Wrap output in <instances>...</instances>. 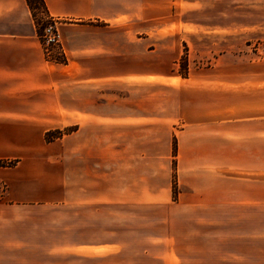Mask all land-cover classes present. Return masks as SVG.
Here are the masks:
<instances>
[{
	"label": "crops",
	"instance_id": "obj_1",
	"mask_svg": "<svg viewBox=\"0 0 264 264\" xmlns=\"http://www.w3.org/2000/svg\"><path fill=\"white\" fill-rule=\"evenodd\" d=\"M44 1L59 20L63 63L48 57L27 1L0 0V159L18 160L0 167V264H182L193 256L177 246L200 230L229 227L232 206L261 210L260 79L195 78L222 83L218 89L181 77L170 83L182 91L173 114L149 104L162 100L151 88L168 84L167 63L182 54L183 26L173 27L192 3ZM124 85L138 89L131 107L120 102L130 97L119 93ZM71 127L64 151L74 147L77 156L61 158L59 185L45 135Z\"/></svg>",
	"mask_w": 264,
	"mask_h": 264
},
{
	"label": "rangeland",
	"instance_id": "obj_2",
	"mask_svg": "<svg viewBox=\"0 0 264 264\" xmlns=\"http://www.w3.org/2000/svg\"><path fill=\"white\" fill-rule=\"evenodd\" d=\"M191 5L179 9L177 18L182 21L176 22L173 29H180L183 26L184 36L180 47L181 56L171 63H167L165 79L168 84L152 86L151 91L159 95L162 92V100L149 101L151 108L156 106L166 110V113L174 112L177 92H182L171 84H178L180 78L191 77V84L194 88L217 87L222 89L223 84H207L196 82L195 78L204 76L206 78H258L264 87V0H184ZM158 26V21L154 22ZM152 23V28H154ZM190 32V33H188ZM156 39H153V43ZM157 43V42H156ZM163 43L172 44L173 42ZM172 54V53H171ZM164 55L170 61L169 54ZM173 55V54H172ZM156 58V55H152ZM162 59V54H161ZM152 59V62H157ZM153 70V69H152ZM157 71V70H154ZM207 81V80H205ZM171 83V84H170ZM249 85H243L248 87ZM237 88L239 86H231ZM175 88V89H174ZM138 89L131 85H124L119 93L128 100L120 98L121 103L126 106L134 105L133 98ZM123 96V97H124ZM131 107V106H130ZM236 112V111H235ZM166 117V136L169 135L171 155L168 160L170 169V182L172 194L178 192L176 174L177 143L175 133L171 128L170 117ZM163 119V118H162ZM109 124V123H108ZM155 141L164 139L161 129L155 126ZM153 130H151L152 132ZM74 132V127L48 132L45 135L47 143H53L55 152L56 184L63 182V161L64 156H77L71 147V152L64 151V139ZM174 135V137H173ZM107 137L104 141V155L109 156L110 131L103 132ZM172 137V138H171ZM103 139V137H102ZM69 141L67 140L68 143ZM167 143V144H168ZM68 149V148H67ZM263 177L261 192V210L249 212L245 206H232L230 226L223 229L214 227L208 230H200L198 236L187 237L183 245L177 250L193 256L192 260L183 261L182 264H264V112H263ZM15 158L0 159V167L13 168L17 165ZM6 186L2 189L5 190ZM192 239V242L188 243ZM188 243V244H187ZM173 264H181L172 261Z\"/></svg>",
	"mask_w": 264,
	"mask_h": 264
},
{
	"label": "built area",
	"instance_id": "obj_3",
	"mask_svg": "<svg viewBox=\"0 0 264 264\" xmlns=\"http://www.w3.org/2000/svg\"><path fill=\"white\" fill-rule=\"evenodd\" d=\"M43 45L48 54V57L51 59L53 56H61L62 52L60 48L61 43V34L58 29L59 20L51 17L50 15H45L43 17ZM55 51L56 53H53Z\"/></svg>",
	"mask_w": 264,
	"mask_h": 264
},
{
	"label": "trees",
	"instance_id": "obj_4",
	"mask_svg": "<svg viewBox=\"0 0 264 264\" xmlns=\"http://www.w3.org/2000/svg\"><path fill=\"white\" fill-rule=\"evenodd\" d=\"M26 1L30 7L39 38L41 42L43 43V30H44L43 17L45 15L46 16L49 15L45 1L44 0H26ZM51 59L55 60L56 62H61V63L66 61V59L63 56L62 57L53 56L51 57Z\"/></svg>",
	"mask_w": 264,
	"mask_h": 264
}]
</instances>
